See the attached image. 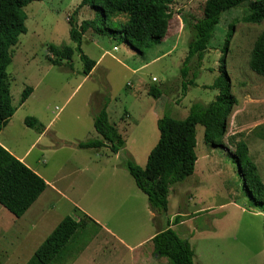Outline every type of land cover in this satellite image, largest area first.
<instances>
[{"label":"rangeland","instance_id":"374dc122","mask_svg":"<svg viewBox=\"0 0 264 264\" xmlns=\"http://www.w3.org/2000/svg\"><path fill=\"white\" fill-rule=\"evenodd\" d=\"M207 1L173 0L169 38L145 56L121 35L101 36L89 31L83 37L82 50L99 62L89 77L84 74L85 65L78 53L71 63L64 61L63 67H57L49 61L54 59L49 47L76 48L70 38L72 23L75 20L80 26L92 21L99 17L98 12L81 9V0H44L25 9L28 33L12 50L13 62L6 79L17 113L0 134V142L19 158L28 154L27 164L48 182L56 183L61 196L48 192L33 210L36 214L47 203L52 231L66 217L80 221L83 216L75 211L79 209L101 227L121 235L128 244L143 242L160 230L172 228L189 241L195 264H264V204L255 201L246 189L231 155L235 146L230 144V137L243 135L241 139L250 148L264 183V78L249 67L264 22H243L249 14L248 3L224 14L204 60L198 63L196 58L190 63L187 80L194 75L197 79L184 94L181 70L189 54L190 29L194 18L202 16ZM230 35L226 70L238 106L228 123L225 148L208 145L204 127H197L195 173L171 188L164 211L138 189L126 164L146 168L160 139L158 116L167 113L184 121L193 106L207 107L217 100L218 91L210 87L221 75ZM152 87L163 90L159 102L148 95ZM27 88L33 89V95L21 106ZM260 102L263 105L259 107ZM105 105L110 123L126 142L118 157L108 149L78 147L101 139L94 128V114ZM237 112L242 113L246 129L233 135L232 118ZM27 118L42 122L44 132L48 128L37 143L41 133L26 128ZM178 216L181 223L176 226ZM23 221L0 206V264H28L50 234L32 232L28 223L24 228ZM84 222L85 229L54 264H130L129 255L122 259L114 240L94 222ZM160 264L171 262L163 258Z\"/></svg>","mask_w":264,"mask_h":264},{"label":"trees","instance_id":"16d2710c","mask_svg":"<svg viewBox=\"0 0 264 264\" xmlns=\"http://www.w3.org/2000/svg\"><path fill=\"white\" fill-rule=\"evenodd\" d=\"M44 0H0V134L8 127L17 109L12 104V93L7 83V71L13 62L12 50L18 45L21 36L26 35L25 9L34 2ZM248 3L249 14L243 19L245 24L260 25L264 22V0H208L201 17L194 18L191 26L189 54L181 76L183 92L189 86H195L197 75L188 81L189 65L192 60L201 63L204 60L210 41L217 26L227 12ZM173 0H81L80 8H92L99 17L78 26L71 25L70 38L77 46H50L49 58L52 65L63 67V62H72L76 53L85 65L84 74L89 77L97 63L87 57L82 50L83 37L89 31L97 35L116 37L121 35L138 54L147 52L162 44L171 29ZM226 42L225 57L220 68V77L210 87L217 90V100L207 107L195 105L184 121L173 119L169 114L160 115V139L148 157L145 169L128 162L126 168L133 177L138 189L158 208L167 211L171 188L190 178L196 170L198 157L197 127L205 129V141L214 147H224L228 123L234 109L238 106L232 94L231 79L226 70V55L229 53L230 40ZM249 67L257 76L264 78V32L257 38L251 52ZM33 89L27 88L21 98V106L32 96ZM159 102L164 96L163 90L152 87L148 93ZM25 125L36 129L41 135L44 126L36 119L27 118ZM94 128L101 137L78 147L84 150H102L104 148L117 155L126 148V142L119 131L110 123L107 105L94 114ZM243 135L230 137V144L235 146L232 153L237 161L243 183L250 195L258 203L264 204V183L256 164L250 158L249 147ZM225 148V147H224ZM47 183L24 163L15 158L0 145V206L15 218L21 219L47 190ZM76 214L80 215L78 209ZM83 215V214H82ZM90 220L83 215L80 221L66 217L36 251L28 264H54L65 255L68 245L84 230ZM92 222V220H90ZM181 223L176 217L174 224ZM96 224V223H95ZM155 254L160 259H167L171 264H195V253L188 240L172 229L159 231L153 239Z\"/></svg>","mask_w":264,"mask_h":264},{"label":"crops","instance_id":"0c3cea01","mask_svg":"<svg viewBox=\"0 0 264 264\" xmlns=\"http://www.w3.org/2000/svg\"><path fill=\"white\" fill-rule=\"evenodd\" d=\"M98 67V63L96 62ZM64 64V63H63ZM95 68V69H96ZM94 69V70H95ZM93 73V72H92ZM33 95V94H32ZM262 102H260V105H258L259 107L262 106L261 105ZM61 111V110H60ZM17 113V112H16ZM242 113L241 112H237L233 118H232V124H231V131L234 133L233 135H235L236 133H242L245 129H246V121L244 118H242L240 115ZM16 115V114H15ZM160 116H158V130L160 132V127H159V123H160ZM12 120L10 121L8 127L10 126ZM25 123V122H24ZM42 123V122H41ZM43 125V124H42ZM26 126V125H25ZM26 128L28 130H32L30 128H28L26 126ZM48 128L45 129V132L40 135L39 139L36 141V143L42 138L44 137V135L47 133ZM0 145L5 148L6 150H8L15 158H17L19 161H21L22 163H24L28 168H30L34 173H36L38 176H40L48 185L47 190L45 191V193L40 197V199L32 206V208L26 213V215L21 218L20 220H24L21 224H24V228H27L28 226L30 227V231L32 232H37V233H44L46 231H49L50 234H48V236L45 238L44 242L46 241V239L53 233V231L57 228H55L53 231V227L52 225H50V220L49 218H51V214L49 212L48 205L47 203L45 205H42L39 209L38 212L36 214H33V210L35 208V206L38 204V202L48 193V192H53L54 194H57L58 196H61V192L59 191V189L56 186V183H50L48 182L43 176L42 174H40V172H38L37 170H35L32 166H30L29 164H27V158L26 155L24 158H19L18 156H16L15 154H13V152H11L9 150V148L5 145H3L0 142ZM35 145V144H34ZM34 145L32 146V148L34 147ZM31 148V149H32ZM104 149H108V148H104ZM110 150V149H108ZM95 151H100V150H95ZM111 152V151H110ZM249 153H250V158H251V152H250V148H249ZM111 154H113L111 152ZM115 155V154H113ZM120 155L117 154L115 155L116 157H118ZM253 161V160H252ZM254 162V161H253ZM255 163V162H254ZM261 177V176H260ZM262 179V178H261ZM79 210V209H78ZM80 214L85 215L81 210ZM82 215V216H83ZM87 216V215H85ZM90 219V217H88ZM64 220V219H63ZM62 220V221H63ZM92 220V219H90ZM92 222L96 223L97 221L92 220ZM28 223V226L26 227V224ZM50 225V226H49ZM59 225V224H58ZM96 226H98L101 230V232H103V234H105V236H109L107 238H110L112 240H114L115 244L119 245L120 247V252H121V257L123 259L124 255H129L130 257V264H160V262H162V259H160L158 257L157 254H155V250H154V246H153V239L155 238L156 234L151 236L149 239L143 241V242H138L136 244H128L127 242H125L122 238L121 235L117 234L116 232L111 231L110 229H105L104 227H101V225L98 224V222L96 223ZM19 229H21L20 226H18ZM52 231V232H51ZM162 231V230H160ZM43 242V243H44ZM42 243V244H43ZM41 244V245H42ZM146 246H149V251H146ZM40 248V247H39ZM38 248V249H39ZM37 249V250H38ZM17 256L20 257V254H18ZM18 257V258H19ZM118 260H119V256H118ZM78 261H76L74 264H77Z\"/></svg>","mask_w":264,"mask_h":264}]
</instances>
